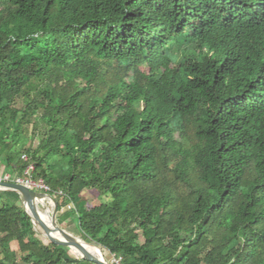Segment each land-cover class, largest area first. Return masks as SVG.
I'll return each instance as SVG.
<instances>
[{"label":"trees","instance_id":"obj_1","mask_svg":"<svg viewBox=\"0 0 264 264\" xmlns=\"http://www.w3.org/2000/svg\"><path fill=\"white\" fill-rule=\"evenodd\" d=\"M22 151L107 257L264 264V0H0V163ZM0 264L95 263L0 189Z\"/></svg>","mask_w":264,"mask_h":264},{"label":"water","instance_id":"obj_2","mask_svg":"<svg viewBox=\"0 0 264 264\" xmlns=\"http://www.w3.org/2000/svg\"><path fill=\"white\" fill-rule=\"evenodd\" d=\"M0 189L14 190L22 195L23 206L29 214L35 228L49 242L64 245L70 249H76L79 252V257L92 261L95 264H112L111 260L104 255L98 245L93 244L98 249V252L94 253L86 248L82 239L60 226L58 223L59 204L55 196L49 193L35 191L26 185L15 182L0 181ZM49 200L53 203V209L50 214L43 212L40 208V203L42 204Z\"/></svg>","mask_w":264,"mask_h":264},{"label":"built area","instance_id":"obj_3","mask_svg":"<svg viewBox=\"0 0 264 264\" xmlns=\"http://www.w3.org/2000/svg\"><path fill=\"white\" fill-rule=\"evenodd\" d=\"M21 158L22 160L27 162V165L22 171V173L4 174V175L0 174V181L20 183L28 186L29 188L35 191L52 194L53 190L51 186L46 182V180L42 176H39L37 174L36 165L33 162H31L30 157L27 155V153H24L21 156ZM56 194L60 197L65 196L63 190H58ZM68 208L69 209L74 208V204L73 203L68 204ZM111 262L115 264H122L121 258H117L115 256H112Z\"/></svg>","mask_w":264,"mask_h":264},{"label":"rangeland","instance_id":"obj_4","mask_svg":"<svg viewBox=\"0 0 264 264\" xmlns=\"http://www.w3.org/2000/svg\"><path fill=\"white\" fill-rule=\"evenodd\" d=\"M24 136H25V140H27L26 142V147H29V146H31V147H33V148H35L37 145H38V143H39V139H41V137H42V135H41V133L39 132V130H37V129H32V127H29V129L28 130H26V132L24 133ZM24 153H26L25 151H22L21 153H18V154H16V155H14L15 156V161H17L18 159H19V157L20 156H22ZM28 156H29V154H27ZM3 167H4V169H3ZM4 171V172H3ZM0 174H2V175H4V174H11V171L8 169H6V167H5V164L4 163H0ZM3 172V173H2ZM40 208H41V210L43 211V212H45V213H48V214H50V212H51V210L53 209V203H52V201L51 200H49V201H45L44 203H40ZM64 209H69L68 208V205H66L65 207H64ZM74 224H75V226L77 227V225H78V221H77V218H74ZM62 225V227H66V229L69 231V232H71L73 235H75L76 237H78V238H80V239H83L84 240V238L82 237V235H81V233H80V231L77 229V228H74V226H72V224L71 223H63V224H61ZM42 230V229H41ZM42 236V235H41ZM42 238L43 239H45L46 241H47V239L44 237V236H42ZM85 241V240H84ZM88 243H91V244H94L93 242H88ZM70 253L73 255V256H75V257H79V253H78V251H74V250H72V249H70ZM104 253V252H103ZM105 255V254H104ZM107 257V256H106ZM108 259H112V256H110V257H107Z\"/></svg>","mask_w":264,"mask_h":264},{"label":"bare ground","instance_id":"obj_5","mask_svg":"<svg viewBox=\"0 0 264 264\" xmlns=\"http://www.w3.org/2000/svg\"><path fill=\"white\" fill-rule=\"evenodd\" d=\"M47 217V216H46ZM83 240V239H82ZM83 243H84V245L86 246V248L88 249V250H90V251H92V252H94V253H97L98 252V249L96 248V246H94L93 244H90V243H88V242H86V241H82ZM73 250V249H72ZM74 250H76V249H74ZM77 251V250H76Z\"/></svg>","mask_w":264,"mask_h":264},{"label":"crops","instance_id":"obj_6","mask_svg":"<svg viewBox=\"0 0 264 264\" xmlns=\"http://www.w3.org/2000/svg\"><path fill=\"white\" fill-rule=\"evenodd\" d=\"M3 169H4V167H3ZM4 172V171H3ZM2 172V173H3ZM15 173V171H11V173ZM1 173V172H0ZM64 223H68L69 224V220L68 221H66V222H64ZM72 224V226H74V228H77L76 226H75V224L74 223H71ZM60 226H62L61 224H60ZM64 228V227H63ZM66 228V227H65ZM78 229V228H77Z\"/></svg>","mask_w":264,"mask_h":264}]
</instances>
